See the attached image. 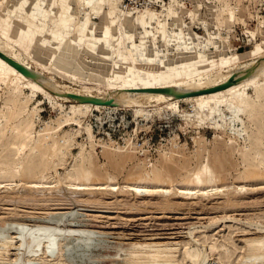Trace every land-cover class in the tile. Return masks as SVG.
Masks as SVG:
<instances>
[{
	"label": "rangeland",
	"instance_id": "1",
	"mask_svg": "<svg viewBox=\"0 0 264 264\" xmlns=\"http://www.w3.org/2000/svg\"><path fill=\"white\" fill-rule=\"evenodd\" d=\"M24 1L0 0V11L3 6H10L20 14L19 6ZM27 1L32 3L35 23L45 25L48 32H60L63 41L75 40L86 17V28L93 40L103 36L101 16L86 0H53V7L47 0ZM119 3L113 9L109 3L103 6L109 13L107 26L112 36L106 50L101 52L98 49L101 43L94 40L91 53L81 56L88 67L110 71L108 61L94 58L119 59L111 54L119 46V40L126 60L136 63L131 69L127 67L128 72L137 77L164 71L165 66L173 64L184 69L192 62H202L200 72L205 74L208 69L234 63L240 56L264 51V0H184L192 15L180 13V23L170 19L163 28L155 23L146 31L122 25L124 11L132 17H137L140 11L123 10ZM169 3L170 0L165 6ZM68 11L73 16L66 30L59 23ZM230 11L234 17L229 19ZM86 40L75 48L83 51ZM179 52L187 58L179 59ZM22 57L26 59V54ZM161 60H166L164 65ZM55 78L72 87L84 82L73 73L62 71ZM249 92L250 100L254 101L246 103L243 111L222 108L221 115L208 118L200 113L195 101L180 102L173 107L164 103L145 108L105 107L84 115L71 113V101L53 102L44 94L14 91L0 80V183L53 184L61 180L127 187L116 196L109 193L99 196L107 205L94 208L55 210V201H47L52 208L37 203L31 205L34 210L23 205L20 210L30 213L15 215L24 226L12 229L5 220H13L9 210L13 206L9 201H0V243L12 239L23 242L22 250L11 251V262L16 261L7 264H128L129 249L156 242L173 252L177 264H264L257 263L258 251L249 247L252 239L264 246V92L260 97L252 94L251 89ZM125 124H129V129L137 126V130H150L154 136L151 159L109 140L107 133L113 134L116 129L114 139L121 141L127 135ZM206 165L215 175L214 182L195 185V173ZM221 168L223 173L217 172ZM136 185L172 190L174 194L169 198L161 194L140 196L132 188ZM215 185L227 187L229 192L238 188L239 193L233 196L238 207H225L223 200L227 193L220 195L212 191L204 197L197 194L199 188L211 191ZM187 190L194 191L193 195H183ZM164 198L170 199L171 205L165 207ZM40 228L42 232L50 229L55 233L59 250L56 257L46 252L49 247L43 251V245H27ZM21 230L23 234L19 235ZM261 252L264 254V249ZM150 264L172 263L161 259Z\"/></svg>",
	"mask_w": 264,
	"mask_h": 264
},
{
	"label": "bare ground",
	"instance_id": "2",
	"mask_svg": "<svg viewBox=\"0 0 264 264\" xmlns=\"http://www.w3.org/2000/svg\"><path fill=\"white\" fill-rule=\"evenodd\" d=\"M119 1L120 0H86V4L88 6H91L93 9L95 8L97 14L101 16L102 24L100 26V29L103 31V36L94 39L97 40V43H101L100 45H98V49L101 52L106 50L105 48L106 44L109 41V38L112 36L111 30L107 26L109 13H107L104 10L103 6L109 3L111 9H113L116 7ZM47 3H49L50 6L52 7L54 6L53 0H47ZM167 3H165V5ZM31 4H32L31 2L25 0L23 4L19 6V8H21L20 14H16L14 8H11L10 6H3L1 8L0 51H2L7 56L13 58L17 62L23 64L27 68L31 69L36 75L35 77L26 76L24 73L19 71L16 67H14L12 64H10L8 61H6L4 58L0 56V80L8 88L14 91L28 90L32 93V95L44 94L53 102L58 100L71 101L73 102L71 113L77 112L79 114L81 113L86 115V113H89V111H91L92 109H103L105 107L111 108L113 106L126 107V108H145V107L158 105L160 103L168 104V106L173 107L180 102L195 101L199 106L200 113L208 118L213 114L221 115L223 113L222 108H225V110L228 111L229 110L243 111L244 107L246 106L245 104L250 103L253 100V99L250 100V92H249L250 89L252 91V94H254L256 97H260V95H262V93L264 92V51H259L254 55H247L248 57L247 56L242 57L239 55L240 56L239 59L234 63L232 64L230 63L228 65H224L223 67H219L217 69L215 68L213 70L208 69V71H205L207 72L205 74L200 72L201 69L199 65H201L202 62L200 63L192 62V64L189 67H186L184 69H180V66L178 64L174 65L172 63L174 66L173 65L170 67L165 66L164 71L153 72V74L152 72H148L147 76L145 77H143V75L137 77L133 73H131L130 75V73L128 72L127 67H130L131 69V67H134L136 63L135 60H128V61L126 60L127 57L125 56L124 52L121 51L122 41L119 40V44H118L119 46L114 50V52L111 53L113 55H117L119 59L108 60L104 56L94 58L95 60H99L101 62L108 61L111 67L110 71L105 72L102 70L94 69L92 67H88L82 61L83 58H81V56L83 57L85 56L84 53H91L90 50H93V46H94V40L93 37H91L92 33H90V30L86 28V25L88 23V18L86 17L85 24L81 23V25H79L81 32L76 34L75 40L63 41L64 39H61L60 32H55V33L48 32L45 25H38L35 23V16L33 15V12L30 9ZM165 5L159 7L161 9L153 8V7L146 8L140 11L137 17H132L129 15V13L124 11V19H122L123 21L122 25L130 26L134 29L142 28L146 31V28L152 27V25L155 23L157 24V26L163 28L165 24L169 23L170 19H172L173 22H175L176 24L180 23L181 22L180 13H187L192 15V11L185 6L184 0H170V3L167 6ZM198 9L199 7L197 6L196 10ZM228 14H229V19L231 17H234L233 12L230 11ZM72 16L73 14L71 11L64 13L63 17L60 19L59 27H64L67 30V28L72 24ZM115 29L116 28H113V30ZM84 38L87 39L86 48L83 51H79L78 49L75 48V46L80 41H83ZM17 45L23 51L22 53L18 51V48L16 47ZM263 45H264V41H263ZM23 54H26V59L22 57ZM178 57L182 61L185 58H187L183 56V54H181L180 52L178 54ZM121 58L123 59L122 62L120 61ZM29 59H31L32 62H34L36 65H32ZM43 60H48L49 63L46 64L42 62ZM51 61L52 64L50 63ZM161 61H162L161 64L164 65L166 60H161ZM199 61H202V59ZM150 65L152 66L153 64ZM39 67H41L44 71L42 69H41L42 71H40ZM59 71L73 73L78 79L84 80V82L80 83L78 87H72L70 85L58 82L56 80L57 77L55 78V74H59ZM233 77L235 78V81L226 88L219 89L213 92L204 91L206 89L228 82ZM162 88H173L176 92H181V93L196 92V91L199 93L195 95L186 94L185 96H175L174 93H167L161 91ZM69 94L97 97V98H102L104 100L111 99L113 100L114 103L110 105H105V104L93 103L90 101H82L77 98H73ZM22 97L24 96L22 95ZM18 99H20V97ZM14 113L15 115L17 114V112ZM87 131L89 135L92 137L93 133L90 131V129H87ZM110 140L114 142L113 139ZM53 145H55V143ZM54 148L52 152L56 151L54 150ZM222 162L223 161L221 160V163ZM208 166L206 165L205 167H203L204 169L195 173L193 178L195 185H201V184L203 185L204 182L205 183L211 181L214 182L215 179L213 180L212 178H214L215 175L211 173L212 171ZM223 166L222 168L224 169ZM222 168L217 172L223 173L225 169L222 171ZM210 173L212 174L210 176L211 178L210 177L208 178V174ZM216 178L219 177L216 176ZM85 183H83V181L82 182L78 181L77 183H64L61 180L53 184H47L45 182L44 183L38 182L34 184L0 183V191L3 189V192L0 193V201H4V200L6 202L9 201V203L11 202L13 206L10 209L8 208L11 212V216H13L11 217L13 220H10L9 222L8 220L5 221H7V224H9L10 229H12L13 226H24L21 224V222H18L17 217H15V215L19 216L20 212L21 214L23 212V215L24 214L28 215L30 213V210L29 212L26 211L25 209L20 210V207H22L23 205L36 206L37 203L38 204L40 203L39 204L40 207L41 205L47 207L50 206L48 204L49 202L47 201H55L54 206L57 207L55 208V210L61 209V207L63 208L68 207L73 209L74 207L77 208V206H80L87 209V207L89 208V207H93V206L96 207L101 205L104 206V204L107 205V202L105 201V199L101 200L100 199L101 197L98 198L99 196L106 195L108 193L115 195L117 192H123V189L127 188L125 186L120 187L112 184H107L106 186L105 185L92 186ZM216 185L215 188H213L214 186L212 187L211 191H204L201 190V188H199L197 190V194L204 197L207 196L206 194L212 191L220 195L227 193L226 195L227 198H225L226 200L225 199L223 200V202L225 201L224 205L226 208L227 207L231 208L232 206L234 207L237 206L236 204H239L236 203L238 201L234 199L235 198L234 195L239 193L238 188H236L235 190L236 192H229L230 189L228 190L227 187L220 188L218 187L219 185L218 186ZM132 188L136 191V194L140 196L161 194L164 197L167 196L169 198V196L174 194L173 193L174 191L172 192V190L149 189L146 188V186H141V185H136L133 186ZM242 188L244 187H241V189ZM179 192L180 191H178V194ZM192 192L194 191L187 190L186 192H182V193L183 195L187 196V195H193ZM168 198L167 199L164 198L165 201L163 202L165 207L171 205L170 199ZM111 205L113 204L111 203ZM222 206H218V207L221 208ZM216 208L217 207H215V209ZM222 208H224V206ZM8 215L9 214H7V216ZM22 231L23 230H21V233L18 232L19 235L23 234ZM40 231L36 232L31 237V240L30 242H27L29 243L27 245H29V247H31L32 245L34 247H40V246L42 247L43 245L42 247L43 251H45L44 248L49 247L48 249L46 248L47 249L46 252L50 253L49 255H53V256L57 255L59 250L56 248L57 240L54 237L55 233L50 229H48L45 232H42L40 228ZM59 233L61 234V232ZM64 237L62 236L61 238ZM257 242H259L257 239H252V241L250 240L249 247L255 249V251H258L256 255L259 256L257 257L256 260L258 261L257 263H262L264 262V254H262L261 251L264 249V246H262L261 243L260 245ZM22 246H23V242L21 241L18 243L17 241H14V239L3 240V242L0 243V264L5 262L6 264L7 262L10 263L11 251L22 250L21 248ZM161 246L157 242L154 244H146V245L138 244L132 247L131 249H129V254L127 256V260H128L127 263L150 264L153 261L167 259L172 264H177L175 260L176 256L173 254V252H171V250L169 249H165V248L163 249L161 248Z\"/></svg>",
	"mask_w": 264,
	"mask_h": 264
},
{
	"label": "built area",
	"instance_id": "3",
	"mask_svg": "<svg viewBox=\"0 0 264 264\" xmlns=\"http://www.w3.org/2000/svg\"><path fill=\"white\" fill-rule=\"evenodd\" d=\"M167 2L168 0H120L119 5L123 10L138 12L150 7L159 8L165 5ZM124 127L127 129V135L122 138L121 141L114 139V136H116V129L114 130L113 134L110 132L107 133L109 140L113 139L114 143L123 149L131 146L129 147L130 149H134L138 154L142 156L144 155V157L148 156V159H151V150L154 136H152L150 130L147 132L142 131V129L137 130V126L136 128L133 127L129 129V124H125Z\"/></svg>",
	"mask_w": 264,
	"mask_h": 264
},
{
	"label": "water",
	"instance_id": "4",
	"mask_svg": "<svg viewBox=\"0 0 264 264\" xmlns=\"http://www.w3.org/2000/svg\"><path fill=\"white\" fill-rule=\"evenodd\" d=\"M0 56L2 58H4L6 61H8L10 64H12L14 67H16L19 71L24 73L26 76L35 77L36 74L31 69H29L26 66H24L23 64L17 62L13 58L7 56L2 51H0ZM234 81H235V78L233 77L228 82H225V83L220 84L218 86L206 89L204 91L205 92H213V91H216L219 89H223V88H226L229 85H231ZM161 91L167 92V93H174L175 96H185L186 94L187 95H195V94L199 93L197 91L196 92L181 93V92H176L173 88H162ZM69 95H71L73 98H77V99L82 100V101H90V102L98 103V104L110 105V104L114 103L113 100H111V99L110 100H104L102 98H97V97L82 96V95H75V94H69Z\"/></svg>",
	"mask_w": 264,
	"mask_h": 264
}]
</instances>
